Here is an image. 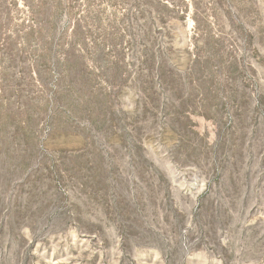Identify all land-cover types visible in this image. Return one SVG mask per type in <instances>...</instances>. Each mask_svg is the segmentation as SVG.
Instances as JSON below:
<instances>
[{"label": "rangeland", "instance_id": "374dc122", "mask_svg": "<svg viewBox=\"0 0 264 264\" xmlns=\"http://www.w3.org/2000/svg\"><path fill=\"white\" fill-rule=\"evenodd\" d=\"M0 264H264V0H0Z\"/></svg>", "mask_w": 264, "mask_h": 264}]
</instances>
